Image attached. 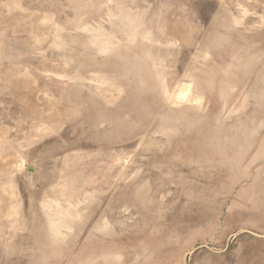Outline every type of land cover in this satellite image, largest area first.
Segmentation results:
<instances>
[{"label": "rangeland", "instance_id": "obj_1", "mask_svg": "<svg viewBox=\"0 0 264 264\" xmlns=\"http://www.w3.org/2000/svg\"><path fill=\"white\" fill-rule=\"evenodd\" d=\"M0 264H264V0H0Z\"/></svg>", "mask_w": 264, "mask_h": 264}]
</instances>
